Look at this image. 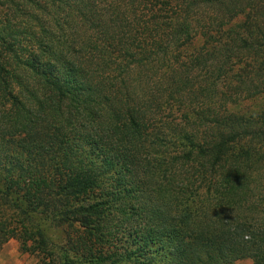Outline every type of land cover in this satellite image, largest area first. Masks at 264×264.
Wrapping results in <instances>:
<instances>
[{
    "label": "trees",
    "instance_id": "16d2710c",
    "mask_svg": "<svg viewBox=\"0 0 264 264\" xmlns=\"http://www.w3.org/2000/svg\"><path fill=\"white\" fill-rule=\"evenodd\" d=\"M137 1L132 28L154 15L146 28L160 40L134 35L140 51L126 52L114 82L106 76L111 65L100 67L116 52L117 31L95 0H81L94 27L87 24V37L82 27L78 43H62L54 26H63L51 22L34 30L0 26V241L16 237L22 249L46 252L44 264H264V111L257 119L221 106L242 91H264V36L229 27L235 44L216 54L209 39L192 43L190 21L166 15L177 0ZM217 1L233 3L231 15L244 12L238 0ZM76 46L81 60L72 57ZM157 46L173 51L175 66ZM45 220L79 223L81 234L66 231L57 253ZM124 225L133 242L123 254L111 252Z\"/></svg>",
    "mask_w": 264,
    "mask_h": 264
},
{
    "label": "rangeland",
    "instance_id": "374dc122",
    "mask_svg": "<svg viewBox=\"0 0 264 264\" xmlns=\"http://www.w3.org/2000/svg\"><path fill=\"white\" fill-rule=\"evenodd\" d=\"M94 8L95 10L102 12V14H108L113 19L111 22L113 23V26H111V29H115L117 31L116 38H109L110 41H115L116 45V52H113V54H107L106 58L107 61H102V65L100 68H109L110 70L106 72H111V75L109 73L106 74L107 77H111V81L114 82L115 78H113V74L116 73V68H119L122 63L128 62L126 52L134 53L137 50L140 51L139 46L135 47V45L131 44L135 36L137 35L139 38L143 37L141 39H145L147 43H152L153 45L154 40L156 36L149 35L147 32L153 28V25L155 23L156 18L152 15V20L149 19V22L146 24H143L141 27L139 24L132 28V25L134 22L131 21V19H134V16L137 17L135 14L136 12L141 11L137 0H95ZM69 2V3H66ZM238 2L244 7V12L237 11V14L231 15L230 12L227 13L228 9H231L233 7V3L229 4H220L217 0H177L178 3V9L173 7L172 5H169L166 9L168 10L166 12L167 16H171V20L174 18H178L180 21L183 22V20H187L191 22V33L194 37L192 43L194 45H206L207 39V47L213 50L216 54H222L221 48L230 45L233 47L235 44V40L230 41V33L228 31L229 27H235L234 31L238 32L240 36L244 34H250L252 36H261L263 34L264 36V0H238ZM248 3H250L248 5ZM18 4L21 5L22 11L19 12ZM63 6L57 7V4L53 2V0H0V23L1 27H11L13 28L17 26H24L26 28H30L29 30H34L38 27L41 28L43 24L46 22L51 24V26L54 25H61L63 28H59L58 26H54V31H57L58 37H60L62 43H66L68 40H74L77 43L79 40H81V28H86L84 33H82L83 36L87 37L88 34L92 33L93 31L88 29L86 26L89 23H86L85 21H89L88 17H84L83 13H81V0H65L63 3ZM17 8H16V7ZM133 7V8H132ZM134 7L136 8V11L134 10ZM115 8V12L109 13V11H113ZM132 8V10H131ZM108 10V11H107ZM176 11V13L174 12ZM19 12V13H18ZM148 13V12H147ZM227 13V14H226ZM152 14V13H151ZM150 13L142 15V18H150ZM165 15V16H166ZM231 19L226 21L225 19L227 17H230ZM108 17V16H106ZM248 17V18H246ZM130 18V21H129ZM103 20L105 18H102ZM45 25V24H44ZM46 26V25H45ZM91 27H94V24H90ZM150 29H149V27ZM241 26V27H240ZM49 27V28H50ZM104 27V25H102ZM147 27V28H146ZM222 27V28H219ZM97 32L94 33V38L96 43L98 44L101 42L102 38H105L104 35L102 36V32L100 30V27L96 26ZM109 28V25L108 27ZM95 29V28H94ZM172 29H170V33L173 32ZM95 32V31H94ZM110 32V31H109ZM109 36V35H108ZM171 36V34H170ZM102 37V38H101ZM110 37V36H109ZM138 38V39H139ZM220 38V39H219ZM106 39V38H105ZM157 40H160L158 37ZM163 47L165 48L169 44L168 37H163ZM104 40L100 43L102 45ZM233 42V45H232ZM230 43V44H229ZM114 45V44H113ZM146 47H143L146 49L147 54L150 55V57L156 56V58H159V53L154 54V49L152 46L145 44ZM81 46V45H80ZM171 47H173V44H171ZM76 47H72L73 55L72 57L77 58L78 60H81V49L76 50ZM207 48V49H208ZM68 50L67 48H65ZM157 49H160L164 51V53L167 54L169 57L168 59H171V63H174L173 66H175L173 51L170 49L169 51L162 49V47L157 46ZM183 49V48H182ZM181 49V50H182ZM180 50V51H181ZM185 54H182L177 60V67L180 65V61H182V58L185 57ZM109 56V58H108ZM162 56V54L160 55ZM130 57V56H129ZM160 59V58H159ZM188 59V58H187ZM185 60V59H184ZM187 61V60H185ZM132 63V67H130V64H127L126 70H129L130 76L129 79L131 80L136 76V68L137 64L134 62ZM87 64V63H86ZM109 64V65H108ZM249 64V63H248ZM142 64H140L141 66ZM256 63H253L252 66L255 67ZM119 66V67H117ZM129 67V68H128ZM206 66L199 64L198 67H196L197 70H199V73L203 75V73L206 71ZM96 66L93 67L95 69ZM179 69V68H178ZM115 70V71H113ZM252 69H250L251 71ZM95 72H98V69L95 70ZM114 72V73H113ZM159 72L161 73V67L159 68ZM179 73V71L176 72ZM127 74V73H126ZM123 75V74H122ZM250 77H252L251 73L248 74ZM110 81V79H108ZM255 82V80H254ZM243 86L246 87L250 82L248 80H245L243 82ZM219 90H223L228 92L229 87H225L220 85L219 83L216 86ZM244 92V96H243ZM246 95V96H245ZM243 96V97H242ZM219 101V100H218ZM217 101V104L219 103ZM225 107L223 109H228V112L233 113H241L246 115H255L256 118H259V114H261L264 111V91L259 92L255 94L254 96L247 97V92L242 91L241 95H234L230 98H227V101L225 103H221V106ZM220 105V104H219ZM218 105V106H219ZM179 113H174L173 117L178 118L176 121H181L182 118L179 116ZM189 115L191 117H194L195 113L193 111H190ZM260 119V118H259ZM263 151H264V143H263ZM46 227L48 228L47 233L52 241V248L55 252L59 253L62 251L61 246L66 245V231L72 233L73 237L76 235L81 234V226L79 223H73L72 225H62V224H55L50 223V221L44 222ZM13 224V223H12ZM120 237V238H119ZM123 237V238H122ZM126 241H125V240ZM133 237H128V227L124 225L121 227L120 232L117 235V239L114 242H111L110 248L113 250H119L123 254L128 250V247L131 246V243L133 242ZM128 241H131L130 246L128 245ZM11 242V243H10ZM13 244L18 246V256L13 258H8L7 252L8 248L13 246ZM29 245L33 242L30 241L28 243ZM50 245V244H49ZM22 244L16 237H10L7 240H4L3 242L0 241V258L5 259V264H44L42 262V258L45 257L46 252L43 251H37L35 253H32L30 250H25L21 248ZM31 246V245H30ZM119 248V249H118ZM122 260V259H121ZM120 260V261H121ZM232 264H253L251 258H241L235 260Z\"/></svg>",
    "mask_w": 264,
    "mask_h": 264
},
{
    "label": "clouds",
    "instance_id": "9594fccd",
    "mask_svg": "<svg viewBox=\"0 0 264 264\" xmlns=\"http://www.w3.org/2000/svg\"><path fill=\"white\" fill-rule=\"evenodd\" d=\"M11 243V242H10ZM18 246L13 244V246L8 248V252H7V256L8 258H13L15 259L18 256ZM0 264H5V259L4 258H0Z\"/></svg>",
    "mask_w": 264,
    "mask_h": 264
}]
</instances>
